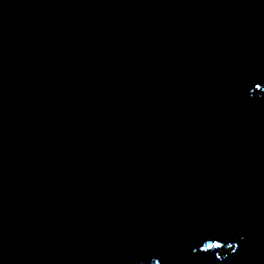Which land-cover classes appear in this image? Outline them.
Here are the masks:
<instances>
[{
    "label": "water",
    "instance_id": "water-1",
    "mask_svg": "<svg viewBox=\"0 0 264 264\" xmlns=\"http://www.w3.org/2000/svg\"><path fill=\"white\" fill-rule=\"evenodd\" d=\"M0 264H264V0H0Z\"/></svg>",
    "mask_w": 264,
    "mask_h": 264
}]
</instances>
